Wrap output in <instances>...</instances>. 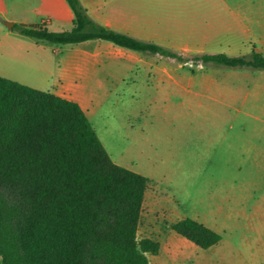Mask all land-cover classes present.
I'll use <instances>...</instances> for the list:
<instances>
[{
	"label": "rangeland",
	"instance_id": "obj_1",
	"mask_svg": "<svg viewBox=\"0 0 264 264\" xmlns=\"http://www.w3.org/2000/svg\"><path fill=\"white\" fill-rule=\"evenodd\" d=\"M185 1L98 0V10L87 14L187 56L223 50L225 36L210 11L224 12L226 6L229 13L264 14V0H217L214 6ZM73 19L66 0H0V76L78 103L111 160L147 178L137 237L160 244L157 256L147 255L149 264H257L254 245L240 240L239 179L236 195H229L240 133L232 131L224 144L222 131H213L226 123L224 101L216 95L224 80L238 96L240 78L256 71L178 62L105 40L40 43L13 28L46 23L63 31ZM240 38L229 56L248 54L252 44ZM231 106L237 126L239 99ZM228 145L234 149L232 165ZM183 218L201 222L221 240L207 250L197 248L171 228Z\"/></svg>",
	"mask_w": 264,
	"mask_h": 264
},
{
	"label": "trees",
	"instance_id": "obj_2",
	"mask_svg": "<svg viewBox=\"0 0 264 264\" xmlns=\"http://www.w3.org/2000/svg\"><path fill=\"white\" fill-rule=\"evenodd\" d=\"M69 30L14 25L40 43L105 40L178 62L264 70L260 53L187 56L92 20L66 0ZM148 180L115 164L80 105L0 76V264H149L160 244L137 231ZM201 250L221 236L183 218L171 226Z\"/></svg>",
	"mask_w": 264,
	"mask_h": 264
},
{
	"label": "crops",
	"instance_id": "obj_3",
	"mask_svg": "<svg viewBox=\"0 0 264 264\" xmlns=\"http://www.w3.org/2000/svg\"><path fill=\"white\" fill-rule=\"evenodd\" d=\"M81 1L87 8L88 13L98 10V0ZM218 1L226 5L225 0ZM207 2L208 5L214 6L217 0H207ZM184 3L183 5L188 4L191 6L193 0H187ZM224 7V12H209L214 14L209 16L210 19L214 18L217 21V23L214 22V25H216L218 30L221 29L225 36L224 48L221 53L233 55L235 44L243 42L240 36H244L252 44L251 47L246 49L248 54L250 51H254L264 57V14L229 13L226 11V6ZM96 19L99 18L97 17ZM103 24L115 31L144 41H150L123 26H117L113 23L109 24L104 21ZM253 27H256V30ZM151 42L157 43L155 41ZM92 56L96 57L97 54H92ZM126 57L129 58V55ZM255 71V75H247L240 78L238 96L232 92L228 79H225L222 87H219L222 91H218L216 95L218 99H223L224 101L223 116L226 123L217 127L216 125L213 126V131L219 132V129L222 131L220 138L222 137L224 144L225 141L231 139L230 134L232 131L238 129L240 133L238 166L230 167L233 171H229L228 174V179L233 181L229 184V195H236L234 181L239 179L238 192L241 199L239 212L240 240L243 243L254 245L252 250H254L256 263L264 264V70ZM238 99L239 106L236 108V112L240 116V122L236 126L232 123L230 111L232 108L231 104ZM233 150V146L228 145V154L231 159L228 162L231 165L234 164V161H232Z\"/></svg>",
	"mask_w": 264,
	"mask_h": 264
},
{
	"label": "water",
	"instance_id": "obj_4",
	"mask_svg": "<svg viewBox=\"0 0 264 264\" xmlns=\"http://www.w3.org/2000/svg\"><path fill=\"white\" fill-rule=\"evenodd\" d=\"M23 26H26V27H30V28H33V27H36L37 25H33V24H22Z\"/></svg>",
	"mask_w": 264,
	"mask_h": 264
}]
</instances>
